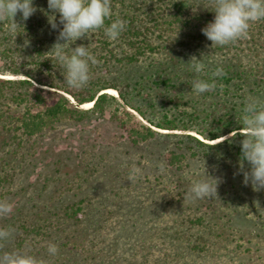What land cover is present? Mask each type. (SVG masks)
Masks as SVG:
<instances>
[{
    "label": "rangeland",
    "instance_id": "374dc122",
    "mask_svg": "<svg viewBox=\"0 0 264 264\" xmlns=\"http://www.w3.org/2000/svg\"><path fill=\"white\" fill-rule=\"evenodd\" d=\"M202 6L213 10L215 0H202ZM258 29L252 23L249 32ZM157 34L153 36L159 47L153 55L157 63L140 64L144 77L141 72L135 80L141 83L142 93L130 95L135 106L154 122L175 110L171 99L177 91L186 95L182 102L192 99L193 104L207 95L194 94L185 83L191 57L203 59L205 52L206 56L211 53V60L225 64L223 60L230 61L234 52L241 51L216 53L210 42L187 48L180 41V37L185 39L183 35ZM238 44L242 43L233 48ZM242 45L238 49L248 44ZM245 49L251 54L247 55L248 70L258 60L263 62V48L259 53ZM17 57L28 66L32 62L28 52ZM102 61H98L101 68L90 71V82L83 89L96 88L102 77L119 75L109 73ZM167 62H172L176 82L171 89L156 83L171 76L161 66ZM255 70L257 79L263 80ZM251 79H240L244 98L236 102L245 103L249 97L264 100L261 85ZM111 95L115 99L105 104L103 113L53 122L20 150L7 147L0 139V165L12 174L10 183L0 185V202L12 206L9 214L0 215V229L12 230L10 238L0 242V256L19 252L34 257L38 264H264V188L244 184L241 160L232 156L219 162L218 157L205 156L194 140L163 136L180 132L202 138L196 131L158 128L126 106L118 92ZM144 124L159 134H150L146 140L131 130L135 126L146 131ZM170 150L180 156L179 165L169 164ZM133 166L142 174L131 182L128 174ZM249 167L244 162V170ZM207 174L219 180L217 196L188 197L191 184ZM79 206L82 211L76 216L71 211ZM50 244L58 248L55 255L48 252Z\"/></svg>",
    "mask_w": 264,
    "mask_h": 264
},
{
    "label": "trees",
    "instance_id": "16d2710c",
    "mask_svg": "<svg viewBox=\"0 0 264 264\" xmlns=\"http://www.w3.org/2000/svg\"><path fill=\"white\" fill-rule=\"evenodd\" d=\"M110 2L112 16L106 19L105 27L117 19L125 21L126 28L121 36L111 41L103 29H98L91 33L90 37H83L72 45V47L81 44L89 45V51L97 59L95 65H90V71H94V67L101 68V63L98 61L103 60L102 64L107 65L105 67L109 73L112 71L119 73L114 78L109 76L100 78L96 88L70 89L63 74H59L62 68L50 50L57 42L62 25L55 30L51 28L43 11L48 7L47 0H34L38 10L27 21H24L20 14L17 15L16 20L21 25L18 26L16 33L9 31V21L0 22V61L2 62L0 66V126L3 129L0 132V139L7 147L20 150L42 134L53 122L68 118L77 119L90 113H103L105 104L115 99L112 93L106 91L111 88L118 92L126 106L136 109L142 117L156 127L196 131L202 138L180 132L161 135L194 140L197 146L203 149L205 156L218 157L219 162L226 161L232 156L234 159L241 160V141L244 139L241 133L246 129L242 128L243 125L239 121L244 101L240 103L236 101L244 98V86H241L240 79L246 81L254 78V84L261 85V90H264V78L257 79L255 70L258 69V73L264 76V59L263 62L258 60L257 66L248 70L247 65L250 59L247 55L251 54L245 49L249 48L254 53H259L260 48L264 50V20L253 22L254 25L259 26V29L257 32L254 30L249 32L251 36L247 35V37L250 40L244 41L242 38L225 46H215L216 53L226 50L234 52L233 49L241 50L234 52L230 61L226 58L223 60L225 64H220L221 61L211 60L214 55L208 53L206 56L205 52L204 72L202 74L193 71L185 72L184 75L189 77L185 83H189L190 87L194 80L206 79L215 82L216 87L212 91L207 92V95H203L204 98L198 99L193 104L192 99L182 102L186 95H179L177 89H173L177 91L174 99H171L175 104V110L171 109L167 112L162 121L154 122L135 106L130 98L131 94L142 93L141 83L135 80L141 72V77H144L140 64L146 61L157 63L153 55L158 53L159 47L153 40V36L157 33L158 37L183 35L185 39L180 37V41L187 48H191L192 44L201 47L204 43H212L202 33V28L214 19V11L204 10L202 0H110ZM57 22L59 23V19ZM26 39L29 43L25 46ZM238 42L244 45L247 42L248 45L238 49V46H243L238 44L236 48H233ZM207 51L210 52L212 49ZM27 52L32 61L29 66L18 62L17 59L18 55ZM66 52L70 54V45L66 47ZM245 57L248 59L247 64L244 62ZM171 63L161 64L169 75L173 68ZM217 72L219 75H216ZM9 74L21 77H5ZM183 77L179 79L182 80ZM156 83L171 89L176 82L171 75L168 78H161ZM131 88H133L132 92ZM208 96L212 97L206 99ZM88 102H93L91 108L81 107ZM180 103L186 108H180ZM125 111L129 112L128 109ZM143 126L146 131H141V128L135 126H132L131 130L138 136L143 134L142 137L146 140L150 134H159L151 126L145 124ZM192 148L189 147V150ZM19 150L16 152L18 153ZM167 159L172 166L179 165L181 161L180 156L173 150L169 151ZM7 163L11 166L10 162ZM11 181L12 174L5 166L0 165V185ZM81 211L82 207L79 206L71 212L79 216Z\"/></svg>",
    "mask_w": 264,
    "mask_h": 264
},
{
    "label": "clouds",
    "instance_id": "9594fccd",
    "mask_svg": "<svg viewBox=\"0 0 264 264\" xmlns=\"http://www.w3.org/2000/svg\"><path fill=\"white\" fill-rule=\"evenodd\" d=\"M45 15L53 30L62 25L57 42L51 52L63 69L64 80L70 89L86 87L91 79L90 65L97 63L96 57L89 51V45H72L83 37H90L98 29H103L111 41L117 40L126 28V22L117 19L105 27L106 19L112 16L110 0H47ZM34 0H0V22L9 21V31L16 33L19 25L18 14L27 21L36 11ZM214 19L209 22L202 33L212 42L211 47L225 46L239 39L246 38L253 22L264 20V0H215ZM59 16V23L57 22ZM63 41V42H61ZM29 41L25 40V46ZM71 46V52L66 47ZM191 71L202 73L205 64L202 58L191 57L187 62ZM219 75V72L216 73ZM215 82L197 79L191 83V92L200 95L212 91ZM239 123L246 129L241 141V172L244 184L251 183L256 190L264 188V100L249 97L243 106ZM244 162L250 166L244 170ZM164 164L159 168L164 170ZM142 174L139 167L129 170L128 180L131 182ZM219 180L209 174L191 184L188 197L193 199H213L217 196ZM12 206L0 202V215H7ZM12 230L0 229V242L10 238ZM48 252L55 255L58 248L50 244ZM0 264H38V261L27 254L19 252L5 253L0 256Z\"/></svg>",
    "mask_w": 264,
    "mask_h": 264
},
{
    "label": "bare ground",
    "instance_id": "6f19581e",
    "mask_svg": "<svg viewBox=\"0 0 264 264\" xmlns=\"http://www.w3.org/2000/svg\"><path fill=\"white\" fill-rule=\"evenodd\" d=\"M106 91H107V93L109 92V93H112V94H116L117 93V91L115 89H111V88L107 89ZM92 105H93V102H88V103L83 104L82 106L83 107H91Z\"/></svg>",
    "mask_w": 264,
    "mask_h": 264
}]
</instances>
